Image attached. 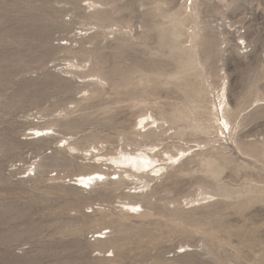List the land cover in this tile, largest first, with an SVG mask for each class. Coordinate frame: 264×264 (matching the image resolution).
I'll use <instances>...</instances> for the list:
<instances>
[{"label": "rangeland", "instance_id": "1", "mask_svg": "<svg viewBox=\"0 0 264 264\" xmlns=\"http://www.w3.org/2000/svg\"><path fill=\"white\" fill-rule=\"evenodd\" d=\"M61 136L178 156L90 191L71 180L104 167ZM0 264H264V0H0Z\"/></svg>", "mask_w": 264, "mask_h": 264}, {"label": "bare ground", "instance_id": "2", "mask_svg": "<svg viewBox=\"0 0 264 264\" xmlns=\"http://www.w3.org/2000/svg\"><path fill=\"white\" fill-rule=\"evenodd\" d=\"M186 9H188V8H186ZM187 15H188V13H187ZM190 38H192V37H190ZM66 65H67L66 69L71 71L69 73L76 72L78 70H82L79 65L73 64L72 62L71 63L68 62ZM89 77L90 76L84 77L83 79H85V80L88 79V80H86V81L82 80L83 83L84 82L91 83L94 80L93 79L94 76L92 78L91 77L89 78ZM80 78H82V76ZM93 84H91V85H93ZM222 91H223V93L221 95H218V99H219L218 105L214 104L215 113L214 114L212 113V116L216 120L217 123H218V121H220V119L218 118V112L221 110V112L223 114L228 107V100L226 97V87H224L222 89ZM81 94H83V93H81ZM86 94H88V93H86ZM84 95H85V93H84ZM216 100H217V98H216ZM218 108H219V111H218ZM149 118L151 119V117H149ZM147 119H148V117L146 115L141 116L138 123L136 124V126L139 124V126L142 127V129L140 128V130L135 129L138 132V134H137L138 136L145 137V136H149L151 134L157 135L158 133H160V131H158L159 127L156 125V127L154 129L152 126H149ZM152 123L154 125L155 121L152 120ZM224 124H225V126L229 124L226 119L224 121ZM136 126H135V128H136ZM201 127L202 126H200V128ZM29 131H30V133L28 135H31V136L34 135L36 137H39L40 140L41 139H52V138L54 139L57 136L51 127H44V128L32 127L29 129ZM231 131H232V129H231ZM231 131L228 133L229 135L232 134ZM141 132H143V133H141ZM166 132H168V131H166ZM221 132L223 133L222 129H221ZM163 134H165V131L162 132V135ZM48 135L50 137H47ZM24 136L27 138V135H24ZM31 136H29V137H31ZM26 138H25V140H26ZM57 143H58V145H59V143L63 144V147H61L62 145L58 146V147L64 149L66 151V153L69 154L70 157L78 158V155L82 154L86 157V159H88V164H90L94 167H104L103 169L98 170V171H91L89 173L77 174V175H75V178H73L71 180V181H73L71 185L75 186L76 188H84V189L89 188L90 191L95 189L98 186V184H100V183L105 184L103 182L115 181L116 183H120V182L121 183H124V182H132L133 183L134 182L133 179H136L137 181L142 180L144 178L143 175H146L145 174L146 171L152 172V174H155V175H158L163 170H165V172H167L166 171V165L172 161H176V157L178 156V155L172 156V155H169L168 153H164L166 158L162 160V163L155 165V162L157 159V154L160 151L158 146L150 145V146H147V148L138 150L137 152H134V153L124 152L122 150H120V151L118 150L117 154H115V155L105 156L103 154H100V150L96 147H90L89 149H86V150H81V149L77 148L75 146V144L73 143L71 137H67V136L64 137L63 136L60 140H58ZM185 152L186 151L181 150L178 153L182 157L180 159L181 161L184 160ZM158 161H160V160H158ZM108 169H113V170H115V172L109 173ZM28 170H29V168H28ZM132 171H134V172H132ZM111 176H114V177L111 178ZM163 176L164 175L162 174L159 178H162ZM152 181H154V179H150L148 182H145L139 188L135 187L134 191H128L127 194L133 195V196H138V195L140 196V195L149 193L150 192V182H152ZM119 207H120L122 212H125L128 215H140V213L142 212L141 211L142 208H141L139 203H132V202H122L121 203L120 202ZM87 208H89V207H87ZM136 211H138L140 213H137ZM104 230L105 229H100V230L92 233V235H94L93 237L95 238L98 245H104V244L108 243V239H109L108 234L110 233V231L103 232ZM99 248L103 249V246H101ZM97 252H98L97 253L98 256H100L104 259H108L110 257V256L105 255V253H108L109 251H106L105 253H103L100 250H97ZM183 253H185V251Z\"/></svg>", "mask_w": 264, "mask_h": 264}]
</instances>
